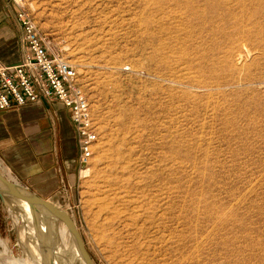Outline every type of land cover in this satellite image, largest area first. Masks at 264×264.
Masks as SVG:
<instances>
[{"label": "rangeland", "instance_id": "374dc122", "mask_svg": "<svg viewBox=\"0 0 264 264\" xmlns=\"http://www.w3.org/2000/svg\"><path fill=\"white\" fill-rule=\"evenodd\" d=\"M23 3L88 102L92 153L56 204L92 264H264V27L238 24L264 0ZM10 213L0 264L36 246Z\"/></svg>", "mask_w": 264, "mask_h": 264}, {"label": "crops", "instance_id": "0c3cea01", "mask_svg": "<svg viewBox=\"0 0 264 264\" xmlns=\"http://www.w3.org/2000/svg\"><path fill=\"white\" fill-rule=\"evenodd\" d=\"M11 0H0V60H20L22 28ZM82 165L69 109L40 98L0 111V172L53 204L72 200Z\"/></svg>", "mask_w": 264, "mask_h": 264}, {"label": "built area", "instance_id": "2783aa9c", "mask_svg": "<svg viewBox=\"0 0 264 264\" xmlns=\"http://www.w3.org/2000/svg\"><path fill=\"white\" fill-rule=\"evenodd\" d=\"M20 22V60H0V111L35 103L40 98L60 102L69 109L76 132L78 160L85 166L96 139L88 102L77 84L76 70L53 53L28 15L23 0H11Z\"/></svg>", "mask_w": 264, "mask_h": 264}, {"label": "water", "instance_id": "95a60500", "mask_svg": "<svg viewBox=\"0 0 264 264\" xmlns=\"http://www.w3.org/2000/svg\"><path fill=\"white\" fill-rule=\"evenodd\" d=\"M0 202L9 211L23 210L19 203L24 204L30 211L33 221L42 225V237L39 243V253L42 264H55L53 260L54 235L52 227L57 223H64L69 229L73 247L77 251L78 262L92 264V261L83 245L82 238L70 216L47 199H43L27 187L21 186L5 178L0 172ZM17 204V205H16Z\"/></svg>", "mask_w": 264, "mask_h": 264}, {"label": "bare ground", "instance_id": "6f19581e", "mask_svg": "<svg viewBox=\"0 0 264 264\" xmlns=\"http://www.w3.org/2000/svg\"><path fill=\"white\" fill-rule=\"evenodd\" d=\"M244 23H248L249 25L251 24V30L254 27V25H257L258 28L264 27V12H253L251 14L246 13L243 14V17L239 19L238 24L243 25ZM255 27V28H257ZM249 30V29H248ZM247 30V31H248ZM252 31L249 32V34ZM248 52V51H246ZM57 205V204H56ZM18 206H22L21 211H19V214H11L10 217L16 222L17 224L20 221H25L26 225L29 226L27 229L24 228L23 232L24 234H30L36 238V246L34 247L32 244H30L27 249H29V259H25L24 261H14L12 258L7 257V259L2 263V264H42L41 261V255L38 252L39 251V243L40 239L42 237V231L43 227L42 225H38L33 221V217L30 215V211L26 208L24 204L19 203ZM58 206V205H57ZM59 207V206H58ZM100 212L106 215V210L101 208ZM29 224V225H28ZM53 235H54V243H53V260L55 264H76L78 262V257H77V251L73 247L72 244V238L69 232V229L67 226L59 222L55 227H52ZM29 237V236H28ZM32 238V237H31ZM28 239V238H27ZM34 239V238H33ZM23 239H21L22 241ZM30 241V240H29ZM34 242V241H33ZM32 242V243H33ZM3 249L5 248L2 246ZM38 249V250H37ZM33 252L36 253L33 256ZM3 253V251H2ZM5 253V252H4ZM2 256V255H1ZM36 258V259H34ZM14 259V258H13Z\"/></svg>", "mask_w": 264, "mask_h": 264}]
</instances>
